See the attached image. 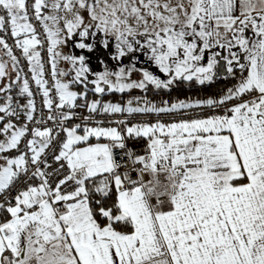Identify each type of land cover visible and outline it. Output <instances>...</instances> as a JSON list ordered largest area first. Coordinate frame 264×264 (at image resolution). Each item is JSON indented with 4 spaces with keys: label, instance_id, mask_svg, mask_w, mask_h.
Listing matches in <instances>:
<instances>
[{
    "label": "snow or ice",
    "instance_id": "obj_1",
    "mask_svg": "<svg viewBox=\"0 0 264 264\" xmlns=\"http://www.w3.org/2000/svg\"><path fill=\"white\" fill-rule=\"evenodd\" d=\"M0 264H264V0H0Z\"/></svg>",
    "mask_w": 264,
    "mask_h": 264
},
{
    "label": "trees",
    "instance_id": "obj_2",
    "mask_svg": "<svg viewBox=\"0 0 264 264\" xmlns=\"http://www.w3.org/2000/svg\"><path fill=\"white\" fill-rule=\"evenodd\" d=\"M235 83V80L232 79H218L216 82L207 87H201L198 85H193L191 87L187 85H181L178 89H173L171 93L160 92L156 93L154 91H149L147 93V98L156 104H161L163 101H175L177 98L185 99V98H203L205 96H211L218 94L222 90H225L231 87ZM143 93L138 91H132L131 93H108L101 97H91L98 98L105 101H125L129 99H133L134 97H140ZM91 96V94H90Z\"/></svg>",
    "mask_w": 264,
    "mask_h": 264
},
{
    "label": "rangeland",
    "instance_id": "obj_3",
    "mask_svg": "<svg viewBox=\"0 0 264 264\" xmlns=\"http://www.w3.org/2000/svg\"><path fill=\"white\" fill-rule=\"evenodd\" d=\"M71 48H72V45H71V43H69V45L67 47L63 48V52L68 53ZM77 54H79V52H77ZM85 54H87V53H85ZM93 65H94L95 70H97V71L101 70L100 67L95 64V60H93ZM60 66L63 68L65 65L62 62ZM145 66L147 67V65H145ZM152 70L156 71V69L154 67L152 68ZM136 78H137V76H136V74H134L133 79H136ZM133 91H138V90H133Z\"/></svg>",
    "mask_w": 264,
    "mask_h": 264
},
{
    "label": "built area",
    "instance_id": "obj_4",
    "mask_svg": "<svg viewBox=\"0 0 264 264\" xmlns=\"http://www.w3.org/2000/svg\"><path fill=\"white\" fill-rule=\"evenodd\" d=\"M102 102H104V101L102 100ZM116 118H120V117L117 116ZM137 119H139V117H137ZM129 146L136 148L137 151H140V149L142 148V142H140V143H132V142H130Z\"/></svg>",
    "mask_w": 264,
    "mask_h": 264
},
{
    "label": "crops",
    "instance_id": "obj_5",
    "mask_svg": "<svg viewBox=\"0 0 264 264\" xmlns=\"http://www.w3.org/2000/svg\"><path fill=\"white\" fill-rule=\"evenodd\" d=\"M104 102H110V101H105L103 100ZM112 103H120V104H126L127 100L125 101H111Z\"/></svg>",
    "mask_w": 264,
    "mask_h": 264
}]
</instances>
